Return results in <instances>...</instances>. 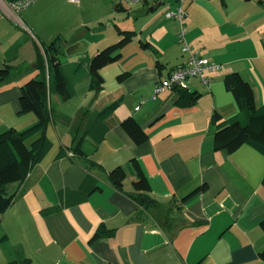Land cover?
Wrapping results in <instances>:
<instances>
[{
  "label": "crops",
  "instance_id": "1",
  "mask_svg": "<svg viewBox=\"0 0 264 264\" xmlns=\"http://www.w3.org/2000/svg\"><path fill=\"white\" fill-rule=\"evenodd\" d=\"M170 1L176 9V0ZM10 2L0 0V68L9 65L14 73L0 86V130L37 122L35 113L22 111L21 86L38 75L42 46L57 36L63 39L61 68L72 76L75 93L70 99L49 93L53 145L23 183L10 185L16 197L0 215V232L8 235L0 244V264H22L25 257L32 264H264V155L248 144L232 153L216 150L211 124L214 110L225 118L241 111L225 84L229 72L241 71L253 84L256 103H264V0H190L183 21L167 17L165 7L157 11L159 1L36 0L21 12ZM110 4L127 17L114 16L116 34L96 33L94 21L105 16L95 15L94 7ZM117 26L138 35L101 70L102 87L93 88L89 60L120 39ZM141 41L152 42L158 54ZM184 44L221 64L205 73L207 84L201 77L188 80L203 94L190 107L175 105L171 89L153 97L156 83L189 58ZM114 102L119 104L98 147L88 135L84 153L69 149L94 113ZM129 116L149 135L141 144L121 126ZM131 158L160 203L150 211L109 180L108 172L123 165L125 191L133 190ZM204 184L205 190L187 197ZM99 227L114 234L91 241Z\"/></svg>",
  "mask_w": 264,
  "mask_h": 264
},
{
  "label": "trees",
  "instance_id": "2",
  "mask_svg": "<svg viewBox=\"0 0 264 264\" xmlns=\"http://www.w3.org/2000/svg\"><path fill=\"white\" fill-rule=\"evenodd\" d=\"M223 2L226 4V0H223ZM170 3V6H167L166 3L163 4L162 2L159 6V8L161 6L165 7L166 16L168 11H175L179 6L178 4L177 8L173 9L174 6L171 1ZM184 19L179 20L183 21ZM118 33L120 35L118 41L102 48L89 60L88 67L92 77L91 87L93 88L98 89L102 87L104 79L101 70L118 61L122 56V49L125 45L133 41L138 35V32L135 30L120 27H118ZM62 41V37L57 36L52 42L42 46L36 62V67L39 69L38 75L21 86L20 102L22 111L35 113L38 116L37 122L21 130L14 127L0 130V215L4 214L15 201L16 191L11 192L10 185L23 183L34 165L42 161L52 148L53 141L47 134V129L52 119L48 99L49 93L52 90L56 91L64 99H70L75 93L71 82L72 76L70 78L65 75L61 68ZM141 45L145 49H152L157 54L159 52L150 41H141ZM156 65L160 73H162L165 69V64L160 58L157 60ZM81 66L82 63L79 62L75 69L80 71L82 70ZM13 74V68L9 65L0 68V86L13 77ZM128 74L129 72H125L119 75L118 78L123 80ZM169 74L159 80L156 85L167 78ZM224 80L227 89L235 95L241 111L238 115L229 118H225L218 110L213 111L211 114V124L214 127V148L232 153L240 146L248 144L264 155V103L261 105L256 103L253 84L241 71L227 73ZM171 90L176 93L174 104L180 107L196 105L203 96L200 91L191 90L187 85H176ZM118 104L119 102L110 103L101 110L96 111L93 115L94 117L89 120L85 133L69 149H72L75 153H84L82 140L88 135L94 139L95 147L97 148L98 144L105 138V131L107 130L106 120L109 116L113 115ZM121 126L138 144L143 143L149 138L148 133L134 116L123 119ZM37 134L40 135L33 139ZM76 139L77 134L74 137V141ZM91 162L92 165L97 164L93 160ZM130 163L136 176V179L132 182L133 190L125 191L124 184L128 173L123 165H118L108 172L109 180L116 189L124 191L133 197L142 209L150 211L160 203L158 199L151 196V186L138 160L131 158ZM262 184L264 187V179ZM205 189L206 184L198 187L187 197ZM261 227L264 229V220L261 222ZM113 234L114 230L99 227L92 236L91 241ZM7 240V234L0 235V244ZM259 256L264 261V249L259 253ZM22 264H32V261L30 258L25 257L22 260Z\"/></svg>",
  "mask_w": 264,
  "mask_h": 264
},
{
  "label": "built area",
  "instance_id": "3",
  "mask_svg": "<svg viewBox=\"0 0 264 264\" xmlns=\"http://www.w3.org/2000/svg\"><path fill=\"white\" fill-rule=\"evenodd\" d=\"M36 0H11V6L17 11L21 12L25 10L27 7L32 5ZM72 2H80L81 0H70ZM119 2H125L128 4H132L135 2H147V1H156V2H163L166 3L167 6H170L169 0H118ZM179 4L177 10L175 11H168L167 16L171 18H178L184 19L187 12L185 11L183 4L190 0H176ZM158 2V3H159ZM184 33L182 34L183 39ZM183 50L190 52V47L186 44L183 46ZM221 68V65L217 62L212 61L210 58L201 56L197 52H190V56L187 61L177 65L173 70L170 72L169 76L162 80L159 84L156 85L155 88V95L153 96L156 98L157 94L166 90L172 89L176 85L186 86L188 80L192 77H201L204 83H209V79L205 76L206 72H216ZM139 107V106H138Z\"/></svg>",
  "mask_w": 264,
  "mask_h": 264
},
{
  "label": "rangeland",
  "instance_id": "4",
  "mask_svg": "<svg viewBox=\"0 0 264 264\" xmlns=\"http://www.w3.org/2000/svg\"><path fill=\"white\" fill-rule=\"evenodd\" d=\"M97 1H99V0H97ZM126 4H128V3H126ZM114 6H116V5L110 4V7L103 6V5H98L97 7H94V14L95 15L96 14H101V15L105 16V18L102 19V22H98L100 20L94 21V23H95V26H94L95 29L94 30H95L96 33H101V32H104L105 33V32H107L109 30L113 35L116 34V30L117 29L115 27V24L116 23H119V22H117L115 20V17L114 16L116 14L119 15V16H120V14L121 15L125 14V16L127 17V14H126L127 11H123L121 8L120 9H116ZM127 6L128 7H131L129 5H127ZM162 9H163V7L161 6L157 11L162 12ZM119 21H120V24L119 25H121V24L123 25L124 22H122L121 19ZM114 41H116V40H113L111 42H114ZM111 42H109V43H111ZM93 53L94 52H92L91 55H93ZM0 234H2V233L0 232ZM13 248L14 247H11V250ZM4 250L6 251L7 254H10L11 255L10 251H7V246L6 247L4 246Z\"/></svg>",
  "mask_w": 264,
  "mask_h": 264
},
{
  "label": "water",
  "instance_id": "5",
  "mask_svg": "<svg viewBox=\"0 0 264 264\" xmlns=\"http://www.w3.org/2000/svg\"><path fill=\"white\" fill-rule=\"evenodd\" d=\"M161 4H162V2H159V3L155 6V8L158 9L159 6H160Z\"/></svg>",
  "mask_w": 264,
  "mask_h": 264
}]
</instances>
